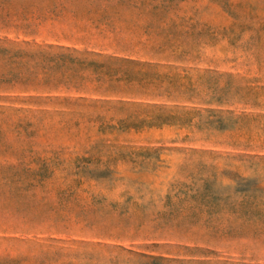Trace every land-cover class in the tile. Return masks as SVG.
I'll list each match as a JSON object with an SVG mask.
<instances>
[{
    "label": "rangeland",
    "instance_id": "rangeland-1",
    "mask_svg": "<svg viewBox=\"0 0 264 264\" xmlns=\"http://www.w3.org/2000/svg\"><path fill=\"white\" fill-rule=\"evenodd\" d=\"M0 264H264V0H0Z\"/></svg>",
    "mask_w": 264,
    "mask_h": 264
}]
</instances>
